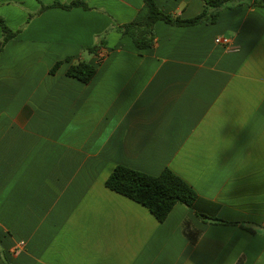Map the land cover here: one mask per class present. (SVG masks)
<instances>
[{
    "label": "crops",
    "instance_id": "obj_1",
    "mask_svg": "<svg viewBox=\"0 0 264 264\" xmlns=\"http://www.w3.org/2000/svg\"><path fill=\"white\" fill-rule=\"evenodd\" d=\"M76 1L89 9L42 10ZM155 1L183 19L204 10ZM143 5L0 0L19 32L0 53V264H264V7L157 22L139 50L120 29ZM81 62L97 68L90 83L67 75ZM118 166L170 169L234 224L182 204L160 223L106 187Z\"/></svg>",
    "mask_w": 264,
    "mask_h": 264
},
{
    "label": "trees",
    "instance_id": "obj_2",
    "mask_svg": "<svg viewBox=\"0 0 264 264\" xmlns=\"http://www.w3.org/2000/svg\"><path fill=\"white\" fill-rule=\"evenodd\" d=\"M203 12L192 19H183L165 14L157 5L155 0H143V7L136 18L124 25L120 30L128 36L137 49L149 50L155 44V25L157 22H164L177 27L198 26L208 21H217L219 13L225 8H231L240 3H248L250 6L264 7V0H203ZM75 7H89L80 1L71 4L55 3L47 8H63L70 10ZM0 28L3 33V41L0 45V53L6 44L16 38L19 32L9 28L6 22L0 18ZM96 53L97 48L88 50ZM62 62H58L52 69V73L57 72ZM97 74V68L90 63L81 62L72 65L67 75L83 83H90ZM106 187L128 199L141 204L159 221L163 223L169 217L172 210L178 204H182L195 212L203 221L213 224L232 225L219 217L221 206L215 202L205 200L183 179L174 174L170 169H165L159 176H150L145 173L129 169L124 166L115 168L111 176L106 181ZM242 228L249 233H256L255 225L249 223L241 224Z\"/></svg>",
    "mask_w": 264,
    "mask_h": 264
},
{
    "label": "built area",
    "instance_id": "obj_3",
    "mask_svg": "<svg viewBox=\"0 0 264 264\" xmlns=\"http://www.w3.org/2000/svg\"><path fill=\"white\" fill-rule=\"evenodd\" d=\"M218 44H226V43H228V41L227 40H223V39H217V41H216ZM23 246L25 245L24 243H21Z\"/></svg>",
    "mask_w": 264,
    "mask_h": 264
}]
</instances>
